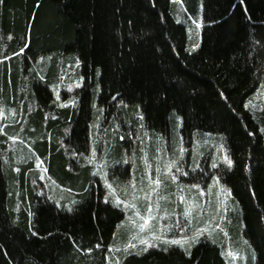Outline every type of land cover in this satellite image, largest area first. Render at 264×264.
<instances>
[{
    "label": "trees",
    "instance_id": "16d2710c",
    "mask_svg": "<svg viewBox=\"0 0 264 264\" xmlns=\"http://www.w3.org/2000/svg\"><path fill=\"white\" fill-rule=\"evenodd\" d=\"M200 2L182 0L181 11L171 0H0V264H112L121 255L107 252L116 242L113 233L128 238V228L117 229L124 212L102 203L105 189L91 175L94 165L82 167L83 157H77L97 147V158L103 156L114 177V161L123 157L135 156L141 167L137 135L145 148L148 139L153 145L160 140L163 149L181 138L188 147L194 136L227 146L230 171L221 163L217 169L201 163L190 182L209 186L222 171L230 207L239 206L234 216L223 213L230 220L227 236L247 240L256 264H264V109L254 100L253 108L244 107L264 83V0H205L202 12ZM189 14L201 15L206 25L191 40V21L177 23ZM26 41L29 49L15 55ZM196 42L200 47L189 54ZM80 76L81 87L67 93ZM72 99L75 108L58 106ZM173 113L181 118L175 130ZM96 117L99 127L90 128ZM33 152L48 170L43 183L31 180L38 176L35 157L28 159ZM48 196L62 205L90 199L69 213ZM216 237V244L202 237L191 257L176 246L168 252L150 248L123 264H225L218 245L226 236L217 230ZM88 248L91 253L78 250Z\"/></svg>",
    "mask_w": 264,
    "mask_h": 264
},
{
    "label": "snow or ice",
    "instance_id": "6c2138e0",
    "mask_svg": "<svg viewBox=\"0 0 264 264\" xmlns=\"http://www.w3.org/2000/svg\"><path fill=\"white\" fill-rule=\"evenodd\" d=\"M172 3L176 5H181V11H184L182 0H171ZM205 0H201L200 2V8L201 12L203 11ZM243 0H241V3ZM38 6V5H37ZM188 21H191V25L195 26V29L192 28L191 25L188 26V31L190 33L189 39H192V33L195 31V34L199 36L200 30H202L203 27H205V23L203 20V17L199 14L197 15H187V18L185 20H182L180 17H177V23H185L187 24ZM131 23V22H130ZM211 23L219 24V20L211 21ZM30 45L26 41L23 43V46L20 48L18 53H15V55L19 56L21 54H25L26 50L29 49ZM200 47L199 43H194L191 46V49L188 50L189 54L194 52L196 49ZM4 59H8V57H4ZM80 60L76 59L75 61V67H78L80 65ZM39 75V73H37ZM97 75H100L99 70H97ZM41 80H43V76L40 77ZM60 80L63 81L64 77L61 76ZM84 80L83 76H80L78 80L73 81V85H70L68 88V91H72V87L80 88L82 85V82ZM26 87V86H25ZM261 89H264V83L261 84ZM98 90V89H97ZM56 92V99L59 100V85L56 86L54 89ZM260 92V89L257 90ZM261 95H264V92H261ZM221 96L223 97L224 94L221 93ZM115 99V97H113ZM251 101L246 102L244 104L245 109L249 107V104ZM77 101L75 99L61 102L58 104L59 107H68L71 105L73 108L76 107ZM93 107L96 108L95 103L93 104ZM124 107H127V105H124ZM139 105L137 106V115L139 116V120L142 122L144 120L143 115L139 111ZM101 114H103V109H97ZM8 111L13 112L14 110L9 109ZM4 115V109L0 108V116ZM176 119V124L174 125V130L178 129L180 127V117L178 115H175L173 113ZM47 119V115L45 117ZM264 123V121H262ZM92 127H99V117H96V123L93 125H90V128ZM140 128L143 129L144 125L143 123L140 124ZM262 132H264V129H261ZM67 134V133H66ZM248 135H253L252 132H248ZM147 137V133H144V138ZM122 140L125 138L123 135L120 137ZM9 139L15 141L17 137H9ZM136 139L141 141V155L140 160L144 165V172L140 174L139 180L137 179V176L134 174L132 178L127 182L126 185L121 186L117 185L115 183V180L110 181L109 180V173L105 171L106 168L109 167L108 164L104 162L103 156L97 158V147H92L91 153L89 155H85L84 153H80L77 157V162H79V157H83L84 163L81 164V166L85 165H94L93 170L91 171V175L93 177L98 176L99 180L95 181L96 183H103L104 186V193H103V199L102 203L104 205L111 204L113 208H118L125 214V221H127V225H125V221H121L120 224L117 225V229H120L122 227L127 226L129 229L127 233V240H120L117 237V233H113V238L116 240L115 243L109 244L107 248V252L110 254H116L120 253V256H113L112 258V264H123V260H125L130 255H136L141 256L143 253L148 252V250L151 249H160L164 252H168L169 248L172 246L179 247L186 256L191 257L192 249L195 245L201 242V238L205 237L208 240H211L213 243H216L214 239V233L219 230L221 232H224L225 236H227V231L225 229V222H229L230 220L228 217L223 213H232L233 216L238 212L239 206L236 207H230L229 206V200L231 198V190L227 188L225 185H222L220 183V178L222 176V171L220 173H217V175L212 176V180L214 181V186L216 188V196L218 198L217 206H216V213L217 215H212L208 219H203L204 216L207 215V209L204 208L203 202L198 201L191 195V189H197L199 190V184H192L191 186H185L189 187V195H185L184 187H181L180 185L176 184L177 174L179 175H188L187 172H185L184 165L181 163V161L184 159V154L187 151V149L183 146V139L181 138V141L179 145L174 148L173 153L171 157L165 159L161 163V156L160 153L163 151L161 148H157V154L154 157L155 161L157 162V165L155 167V177L149 175L148 169L152 167L151 163L148 160V155L146 152L144 145V139L141 138V136L137 135ZM157 140H159V137H157ZM90 141L93 145L96 144V140L94 139V133L90 132ZM204 143H207V141H204ZM218 151L221 152L222 159L220 161H217L215 154H213V161L210 165L212 169H217L218 165L220 163H223L227 166V169L230 171L233 167V160L232 158L227 154V146L225 144H220L218 146ZM105 155L107 154L106 150H104ZM179 153L178 155L176 153ZM202 154V153H201ZM35 157V168L39 169L40 171V180H44L47 175V168L44 167V163L41 160V158L36 155V153H32V156L28 157V159H32ZM26 162V161H25ZM123 164H132L133 173H136L137 171V165H136V157L135 156H127L123 157L122 161H114V164L120 165ZM194 167L191 168L192 172H195L198 168L201 167L198 160L194 159ZM174 170V171H173ZM12 171L19 172L20 169L13 168ZM29 171H32L30 168ZM250 171L249 165H245V172ZM27 176V173H25ZM114 176L115 173H112ZM170 178V181L172 184H174L177 187L176 193H167L165 194V189L168 187L166 181ZM47 179L51 180V177H47ZM36 181L33 180V183ZM52 184L55 185V181H52ZM139 185V187H138ZM56 187H59L56 185ZM129 188L131 191L129 192ZM213 188V185H209V194H211V189ZM118 190L123 191L125 193V196L127 198H121L120 195H118ZM65 191H71L70 189H65ZM89 188H85L84 192H89ZM11 195V193H9ZM205 195V192L200 191L199 196L203 197ZM221 195L223 196V199H220ZM254 195V194H253ZM176 196V200L179 201L184 205V210L181 215L184 219V223L181 222H173L170 224H167L163 227L162 230H157L154 228L152 224H150V221H157V219H165L174 215H177L175 213V210L173 209L171 212H169L166 208L161 211L162 203L161 202H171V197ZM47 199L49 201H52L56 208L60 211H67L69 213L76 211V205H79L83 203L86 200L90 199L89 197H84L83 200H73L70 201L69 204H61L59 200L54 199L52 196H48ZM146 202V203H145ZM221 208H223V213H221ZM129 211H131V214L129 215ZM29 218L31 220V217L34 215V213L29 209ZM93 219L95 220L97 218L96 210H93L92 213ZM202 220V223H201ZM197 225L193 227V224ZM215 222V223H214ZM15 223V221H13ZM173 229L178 230L179 235L176 234ZM29 231L33 236L37 235V232L32 231L31 227L29 228ZM171 232L172 235L169 236L167 233ZM51 235V233H49ZM243 244L247 246V253L251 258L252 264H256L257 256L255 250L252 249L251 245H249L247 240L243 241ZM102 245L100 243H97L95 245L96 248H100ZM161 246H163L161 248ZM80 251H86L87 253H91L92 249H78ZM221 255H226V257L231 258L232 264H235V262L239 259L240 261H243L245 259V253L244 250L240 247H233L230 246L226 252L222 251ZM105 260H109V256H105Z\"/></svg>",
    "mask_w": 264,
    "mask_h": 264
},
{
    "label": "rangeland",
    "instance_id": "374dc122",
    "mask_svg": "<svg viewBox=\"0 0 264 264\" xmlns=\"http://www.w3.org/2000/svg\"><path fill=\"white\" fill-rule=\"evenodd\" d=\"M187 32L189 34V31L187 29ZM198 40V38H197ZM197 43V42H196ZM260 89V92L256 91L255 95L250 98L247 102L254 100L257 105H259V107L262 109H264V95H261V92H264V89H261V86L258 88ZM257 89V90H258ZM67 93H69L68 89L66 90ZM259 103V104H258ZM249 106L251 108L252 105L249 104ZM148 143L145 145L146 146V152L148 155V160L151 163L152 167H150L148 169V173L149 175L155 177V167L157 165V162L155 161L154 157L157 154V148L159 147L158 144H161L160 140L158 141V143L151 144L150 139H148ZM18 141V140H17ZM181 141V140H180ZM204 141H207V143H204ZM19 143H21V141L19 140ZM180 142L174 141V144H168V145H164L163 151L160 153L161 156V163L171 157L174 148H176L179 145ZM24 146H27L26 144H22ZM158 145V146H157ZM183 146L185 147V144L183 143ZM30 152H31V148L30 147H26ZM161 148V147H160ZM187 149V151L184 154V159L181 161V163L184 165V171L188 173V175H179L177 174V179H176V184L180 185L181 187H184V191H185V195H189V187H185V186H191L194 183L190 182V178L191 175L193 174L191 171V168L194 167V159L198 160L199 163H205L207 162L208 164L211 165L212 161H213V154H215V157L217 159V161H220L222 159V153L218 151V148L215 147L214 145L210 144V140L208 136H204L203 138H198L195 137L192 139L191 144H188V147H185ZM125 149V148H124ZM162 149V148H161ZM165 151V152H164ZM202 153V154H201ZM177 155L179 154L178 152L176 153ZM37 155V154H36ZM143 155V153H142ZM122 161V160H120ZM141 167L137 168V172L133 173V168H132V164L129 163V168H128V173L130 174V176L132 177L134 174H137V179L139 180V176L140 174H142L144 172V165L143 163L140 161ZM223 164V163H221ZM128 164H123L121 163L120 165H116L114 164V167L111 169L112 173H115L114 177L109 176V180H115V183L117 185H121L124 186L127 184V182L129 181L128 178H126L125 172H124V168L127 166ZM35 166V165H34ZM35 168V167H34ZM35 170L38 172V176H33V178L31 179L33 180H37L41 183L44 182V180H40L39 176H40V171L39 169ZM198 170V169H197ZM174 171V170H173ZM98 177V176H96ZM99 178V177H98ZM116 178V179H115ZM168 187L165 189V194L167 193H176L177 192V187L171 183L170 178L166 181ZM210 184L213 185V188L211 189V194H209V186H204L201 184H199V190L197 189H191V195L197 199L198 201H202L204 208L207 209V215L203 217V219H208L210 218L212 215H217L215 209L217 206V202H218V198L216 196V188L214 186V181L210 180ZM139 187V185H138ZM131 191V189L129 188V192ZM203 191L205 192V195L203 197L199 196V192ZM118 195L121 196V198H127L125 196V193L123 191H119L118 190ZM54 199L59 200V197H53ZM220 199H223V196L221 195ZM60 201V200H59ZM146 203V202H145ZM162 203V208L161 211H163L165 208L171 212L173 209L175 210V213H177V215L165 218L163 220L161 219H157V221H150V224H152L154 226L155 229L157 230H162L163 227L167 224L173 223L175 222H181L184 223V219L181 215H179L180 213L183 212L184 210V205L182 203H180L179 201L176 200V196H172L171 197V202H161ZM231 205V198L229 200V206ZM221 213H223V208H221ZM131 214V211H129V215ZM227 214V213H225ZM123 221H125V214H124V219ZM202 223V220H201ZM215 223V222H214ZM125 225H127V221H125ZM197 226L194 222L193 227ZM127 228V226H125ZM173 231L176 232L177 235H179L178 230L173 229ZM169 236L172 235L171 232L167 233ZM217 231L214 233V239H216L217 237ZM235 240L231 241L229 240L228 236L225 237V240L223 241V243H219V248L222 251H225L230 247H240L244 250L245 253V259L243 261H240L239 259L235 262V264H252L251 258L247 253V246L243 244L244 239L243 238H238V237H234ZM211 243H213L211 240H209ZM217 241V240H215ZM216 244V243H213ZM177 247V246H176ZM179 248V247H178ZM225 264H232L231 262V258L230 257H226V255H222Z\"/></svg>",
    "mask_w": 264,
    "mask_h": 264
}]
</instances>
